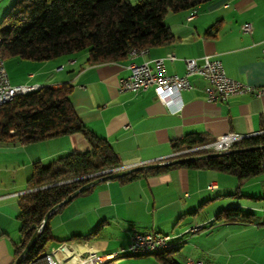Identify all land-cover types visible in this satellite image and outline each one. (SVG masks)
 I'll return each mask as SVG.
<instances>
[{
	"label": "crops",
	"instance_id": "obj_1",
	"mask_svg": "<svg viewBox=\"0 0 264 264\" xmlns=\"http://www.w3.org/2000/svg\"><path fill=\"white\" fill-rule=\"evenodd\" d=\"M6 1L11 0H0L1 15L6 11ZM163 20L173 39L144 48L140 55L131 56L129 52L118 61L89 64L83 51L44 61L22 60L17 64L19 76L5 69L14 85L58 88L69 83L76 114L88 130L111 145L119 160L118 169L174 159L171 142L187 133H202L212 141L225 133L264 134V96L245 93L225 102H210L204 93L207 82L199 76L190 77V88L181 92L184 106L174 114L158 100L152 87L118 91L119 79L129 74L128 63L149 62L168 53L176 56L165 61L168 75L183 74L184 59L208 55L221 62L230 78L264 86V0H212L194 9L167 12ZM246 23L248 32L242 29ZM214 25L217 29L212 32ZM60 66L62 69H57ZM88 149L81 133L29 144L0 143V264H14L17 258L21 238L18 200L29 191L32 164L49 163L68 152ZM211 182L216 185L213 189L208 188ZM232 206L251 213L252 218H215ZM263 220L264 171L239 182L229 173L178 166L129 181L115 178L90 186L53 214L49 227L53 250L66 243L77 253H116L126 249L130 234L138 231L171 235L172 247L167 255L175 264H187L188 260L264 264ZM196 224H203L204 229L190 233L188 228ZM95 228L89 239L68 240ZM110 264L166 263L155 255H145Z\"/></svg>",
	"mask_w": 264,
	"mask_h": 264
},
{
	"label": "trees",
	"instance_id": "obj_2",
	"mask_svg": "<svg viewBox=\"0 0 264 264\" xmlns=\"http://www.w3.org/2000/svg\"><path fill=\"white\" fill-rule=\"evenodd\" d=\"M210 1L138 0L131 3L128 0H14L0 20L1 55L4 59L16 57L44 61L85 51L89 64L118 61L126 58L132 49L141 50L171 41L173 35L163 20L167 12L194 9ZM216 29L215 25L211 28L212 32ZM71 91L69 83L58 88L42 86L17 95L0 106V143L29 144L81 133L89 145L85 152H68L49 163L32 164L27 180L29 191L21 194L18 200L17 219L21 238L17 243L16 257L51 207L81 186L104 175L103 172L119 167V160L111 145L88 130L76 114L71 103ZM211 141L205 134L187 133L171 142V149L179 152ZM259 145H264V134L244 137L232 149ZM204 153H184L175 158ZM263 163L264 148L251 149L134 171L118 179L129 181L169 167L185 166L229 173L240 182L261 174L264 171ZM215 218L219 221H249L252 214L232 206L218 212ZM49 220L20 264L37 260L45 254L46 245L53 240ZM96 231L95 228L89 234L72 236L68 240L89 239ZM168 252L166 250L155 256L166 264H175Z\"/></svg>",
	"mask_w": 264,
	"mask_h": 264
},
{
	"label": "built area",
	"instance_id": "obj_3",
	"mask_svg": "<svg viewBox=\"0 0 264 264\" xmlns=\"http://www.w3.org/2000/svg\"><path fill=\"white\" fill-rule=\"evenodd\" d=\"M243 31L250 30L249 24L242 26ZM143 54L142 52H134L132 49L130 55L136 56ZM176 56L168 53L163 57L154 58L149 62L128 63L129 74L122 77L118 81V91L136 92L152 87L158 100L167 108L170 113L179 112L184 102L181 92L190 88V77L199 76L206 80L207 85L204 88L205 98L210 101L225 102L233 95L251 94L255 97L264 96V86H251L230 78L221 62L208 55L200 58H186L183 60L185 71L181 75H168L166 72L165 61L175 60ZM60 66L57 69H62ZM37 85L27 84H11L7 75L4 58L1 55V39H0V106L9 102L13 97L31 92L38 89ZM244 137L234 133H225L219 135L215 140L201 145H196L183 151L176 152L174 156L184 153H193L197 151L207 152H227L232 149L233 145ZM216 185L211 182L208 188H215ZM190 233L197 232V224L188 228ZM171 235L153 232L133 231L129 236V242L126 249H136L140 247H159V254L164 252V245L172 244ZM110 254H99L95 250L85 252H75L71 250L65 243L61 244L56 250L45 253L39 259L29 261L26 264H103V259ZM187 264H205L202 260H188Z\"/></svg>",
	"mask_w": 264,
	"mask_h": 264
},
{
	"label": "water",
	"instance_id": "obj_4",
	"mask_svg": "<svg viewBox=\"0 0 264 264\" xmlns=\"http://www.w3.org/2000/svg\"><path fill=\"white\" fill-rule=\"evenodd\" d=\"M261 148H264V145H259V146H255V147H249V148L231 149V150H229L227 152H209V153L192 155V156H186V157H181V158H174V159H171V160H168V161H164V162L144 164V165H139V166L126 168V169H118L117 168V169L111 170L109 172H103L104 175H102V176L94 179L93 181L81 186L80 188H78L77 190H75L74 192H72L71 194L66 196L62 201H60L59 203H57L56 205L51 207L46 212V214L44 215L41 223L35 229V231L31 235L30 239L26 243L24 249L21 251V253L15 259L14 264H20L21 263L23 257L29 251V249L31 248V246L35 242L36 238L41 233V231L43 230V228L46 225L47 221L54 214V212L59 207H61L63 204L69 202L75 196H77L80 192L84 191L85 189H87L90 186H93V185H95V184H97V183H99L101 181H107V180H111V179H115V178L127 175V174H129L131 172H134V171H139V170H144V169H154V168H159V167H167V166H171V165H175V164H182V163H186V162H191V161H196V160L208 159V158H211V157L222 156V155H224L226 153H229V152H238V151H245V150H251V149H261Z\"/></svg>",
	"mask_w": 264,
	"mask_h": 264
},
{
	"label": "bare ground",
	"instance_id": "obj_5",
	"mask_svg": "<svg viewBox=\"0 0 264 264\" xmlns=\"http://www.w3.org/2000/svg\"><path fill=\"white\" fill-rule=\"evenodd\" d=\"M142 51L144 53L146 49H141V50L134 49V52H142ZM203 229H204L203 224H197V232H200ZM171 247L172 244L164 245V251L169 250ZM156 254H159V247H140L136 249H128V251L123 255H119L118 253H113L110 256H106L103 259V264H110V262H113L115 260H120L128 256H145V255H156Z\"/></svg>",
	"mask_w": 264,
	"mask_h": 264
},
{
	"label": "rangeland",
	"instance_id": "obj_6",
	"mask_svg": "<svg viewBox=\"0 0 264 264\" xmlns=\"http://www.w3.org/2000/svg\"><path fill=\"white\" fill-rule=\"evenodd\" d=\"M130 1H131V3H135L138 0H130ZM13 2H14V0H11L10 2L6 1V3H4V5H6L7 8H6V11L2 15L0 14L1 15L0 20L2 19L3 15L10 9ZM4 61H5V66H6V69L8 72L10 71V73L14 76H19L21 74V70H20L19 66H17V64H20L19 62L22 61L21 59L16 58V57H6L4 59ZM258 216H261V215H258ZM51 245H52L51 242L48 243L45 247V250L46 251H52L53 250L52 248H54V247L51 248Z\"/></svg>",
	"mask_w": 264,
	"mask_h": 264
}]
</instances>
